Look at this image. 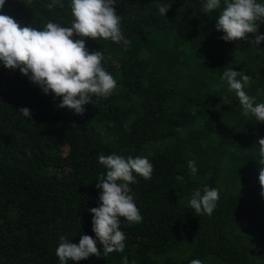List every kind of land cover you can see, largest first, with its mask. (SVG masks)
I'll use <instances>...</instances> for the list:
<instances>
[{"label":"trees","instance_id":"obj_1","mask_svg":"<svg viewBox=\"0 0 264 264\" xmlns=\"http://www.w3.org/2000/svg\"><path fill=\"white\" fill-rule=\"evenodd\" d=\"M6 0L0 12L22 26H69L71 0ZM121 31L130 43L84 38L100 50L117 81L107 98L92 96L83 114L59 108L19 69L0 63V264H59L60 237L90 235L92 213L106 174L99 155L147 157L152 178L130 184L143 217L129 225L125 251L90 255L68 264H264V197L259 183L264 123L245 117L221 80L227 68L250 75L245 88L264 102V41H225L216 29L220 10L205 0H116ZM264 3V0H257ZM161 4L169 7L161 15ZM223 7V0H221ZM264 34V22H259ZM79 39V37H75ZM30 75V74H29ZM30 109V118L19 109ZM209 162L192 174L188 161ZM219 190L212 215L189 206L194 191Z\"/></svg>","mask_w":264,"mask_h":264},{"label":"clouds","instance_id":"obj_2","mask_svg":"<svg viewBox=\"0 0 264 264\" xmlns=\"http://www.w3.org/2000/svg\"><path fill=\"white\" fill-rule=\"evenodd\" d=\"M5 2L0 0V9ZM116 3V0H71L73 20L69 26L49 21L41 29L32 25L22 26L13 17L0 12V63L9 69H19L39 85L43 93L62 98L59 108L67 107L83 114L84 106L92 103V96L107 98L117 88L116 79L103 66V53L100 50L89 52L84 39L110 40L123 42L124 45L130 43L121 31V16L114 7ZM56 4L64 6L60 0H53L47 7L52 10ZM169 7L161 4L158 11L166 15ZM202 10L205 13L220 10L216 29L224 33L221 39L248 40L249 34H253L254 39L250 43L258 45L264 41V34L258 32L259 22H264V3L257 0H223L222 7L221 0H205ZM238 76H241L240 72L227 68L221 80L227 82L229 91L235 92L242 114L264 123V102L256 103V97L245 91L252 77L244 74L238 79ZM19 110L23 116L30 118L29 108ZM257 144L260 194L264 197V138H260ZM98 159L107 171L97 178L96 187L102 189L100 204L88 209L93 214L92 230L96 239L85 234L76 244L61 236L55 251L59 264L81 261L90 255L99 257L103 253L107 257L113 252L123 253L126 234L121 230V218L129 225L138 224L143 219L129 185L136 183V176L150 180L153 164L147 157L125 158L116 153L100 154ZM187 163L190 172L196 174L195 161ZM219 199L218 189L205 186L203 194L199 190L193 192L189 206L197 216H211ZM97 240L102 245V253L97 247ZM122 261L128 264L126 256L122 257ZM190 264H202V261L193 259Z\"/></svg>","mask_w":264,"mask_h":264},{"label":"rangeland","instance_id":"obj_3","mask_svg":"<svg viewBox=\"0 0 264 264\" xmlns=\"http://www.w3.org/2000/svg\"><path fill=\"white\" fill-rule=\"evenodd\" d=\"M209 164H210L209 162H206L204 160H201V162H198L196 164V167H197L198 170H202L204 168H207Z\"/></svg>","mask_w":264,"mask_h":264}]
</instances>
